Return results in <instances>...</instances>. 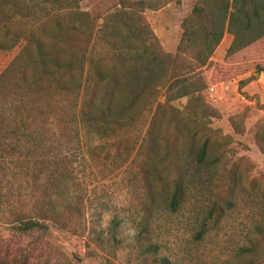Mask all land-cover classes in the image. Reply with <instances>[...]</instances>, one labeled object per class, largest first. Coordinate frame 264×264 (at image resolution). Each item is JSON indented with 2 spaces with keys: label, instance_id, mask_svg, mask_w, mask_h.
Instances as JSON below:
<instances>
[{
  "label": "rangeland",
  "instance_id": "1",
  "mask_svg": "<svg viewBox=\"0 0 264 264\" xmlns=\"http://www.w3.org/2000/svg\"><path fill=\"white\" fill-rule=\"evenodd\" d=\"M217 1L79 0L88 16L67 29L65 13L39 20L36 0H0V73L34 35L72 61L80 85L76 98L28 94L14 74L0 85L1 104L31 125L25 149L0 171V264H264V154L253 136L264 101L210 94L211 82L166 98L176 62L162 51L175 53L185 19L197 26L194 7ZM214 50L206 79L222 62ZM181 51L183 65L195 63L186 42ZM106 85L113 113L72 121L73 104L86 111ZM25 221L38 226L18 228Z\"/></svg>",
  "mask_w": 264,
  "mask_h": 264
},
{
  "label": "trees",
  "instance_id": "2",
  "mask_svg": "<svg viewBox=\"0 0 264 264\" xmlns=\"http://www.w3.org/2000/svg\"><path fill=\"white\" fill-rule=\"evenodd\" d=\"M78 2L79 0H36L35 7L41 12L39 20L65 13L70 21L67 29H75L77 25H80L77 21L88 16L87 12L79 10ZM204 11L203 7L192 9L198 17L196 27L191 25L189 18L182 22V33L174 54L162 51L164 56L170 58L171 63L176 62L172 82L177 86L167 93V100L186 96L208 86L210 82L228 80L248 71L264 73V0H219L206 12ZM224 32L232 36L231 41L225 49L222 62L212 66L209 79H206L201 72V67L209 65L208 58ZM121 42L127 44L123 38ZM183 42H186L190 52H193L192 58L195 63L183 65L179 60ZM51 47H53L52 40L29 35L20 53L0 73V85L8 79L10 74H14L17 81L13 83V86L25 90L28 94H38L52 88L58 94H70L76 98L80 85L74 76L75 66L70 59L62 60L57 54L51 53ZM0 48L7 49L8 46L0 42ZM183 68L185 71H182ZM99 76L97 75L98 78ZM169 88L170 86L166 90ZM113 94V86L106 85L97 103L94 101L95 96L87 99L86 104L89 107L86 111L74 103L72 107L75 111H72L71 120L82 121L85 114L97 113V117L100 118L110 115L114 111ZM1 103L0 171H4L6 162L13 163L11 157L25 149V143L31 135V125L27 117L17 114L13 105L6 103L7 106H5ZM125 108L119 112H124ZM253 136L257 148L264 154V126H259ZM205 147L206 144L203 143L198 151L199 159L203 156ZM180 195V183L175 182L168 200V207L171 210L177 206ZM214 210L212 207L204 215L202 229L207 221L213 218ZM34 226H38L36 221H25L18 228L30 229Z\"/></svg>",
  "mask_w": 264,
  "mask_h": 264
},
{
  "label": "crops",
  "instance_id": "3",
  "mask_svg": "<svg viewBox=\"0 0 264 264\" xmlns=\"http://www.w3.org/2000/svg\"><path fill=\"white\" fill-rule=\"evenodd\" d=\"M232 36L229 33L224 32L222 36V46L219 45L214 51L218 49L221 52V56H224L225 49L229 45ZM166 51H170L171 48L164 45ZM226 81V88H222V98L224 99H236L240 98L245 100L244 96L248 97H258L260 100L264 101V73L263 72H253L248 71L236 77L230 78ZM242 93V94H240ZM244 94V96H243ZM249 102L250 100H245Z\"/></svg>",
  "mask_w": 264,
  "mask_h": 264
},
{
  "label": "built area",
  "instance_id": "4",
  "mask_svg": "<svg viewBox=\"0 0 264 264\" xmlns=\"http://www.w3.org/2000/svg\"><path fill=\"white\" fill-rule=\"evenodd\" d=\"M217 87H219V88H226L227 87L226 81H219V82H217V83H215L213 85L208 86L207 87V91L210 94H213L216 91Z\"/></svg>",
  "mask_w": 264,
  "mask_h": 264
}]
</instances>
